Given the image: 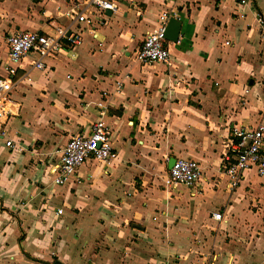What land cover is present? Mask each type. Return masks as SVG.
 I'll return each mask as SVG.
<instances>
[{"label":"crops","instance_id":"obj_1","mask_svg":"<svg viewBox=\"0 0 264 264\" xmlns=\"http://www.w3.org/2000/svg\"><path fill=\"white\" fill-rule=\"evenodd\" d=\"M83 1L0 0V76L9 34L52 32ZM117 1L45 69L22 62L31 80L0 120V264H264V178L250 170L232 189L224 169L233 126H255L264 107V0H178L180 39L154 65L135 55L164 0ZM101 99L116 157L55 184L59 151L90 131ZM172 157L200 163L196 186H166Z\"/></svg>","mask_w":264,"mask_h":264},{"label":"built area","instance_id":"obj_2","mask_svg":"<svg viewBox=\"0 0 264 264\" xmlns=\"http://www.w3.org/2000/svg\"><path fill=\"white\" fill-rule=\"evenodd\" d=\"M177 1L164 0L166 9L158 16L154 28L146 33L142 45L136 52L135 57L140 63L154 65L170 61L171 53L167 44L169 40L165 37V30L170 17H180ZM245 2L246 0H242V3ZM118 9L117 0H84L67 13L68 24L55 26L52 32L17 31L9 34L8 75L0 76V120L18 114L19 104L12 98V90L23 78L31 80L28 72H20L22 62L27 56L35 54L37 58L32 67L45 69L46 58L68 50L72 51L83 43L82 24L91 26V31L95 34L93 28L96 22L95 13L104 14ZM258 21L264 26V17L260 16ZM104 23L105 21H99L100 25ZM226 44L230 42L227 41ZM122 85V82H117L118 90L122 89ZM96 106L98 118L92 124L90 131L72 136L59 151L58 160L51 167L55 184H64L89 159L109 163L116 157L111 129L106 122L108 103L105 99H101ZM6 145L12 149L23 150L22 145L14 139H7ZM229 148V152L224 157V169L230 188L238 187L245 173L253 169L264 178V107L260 121L255 126H233ZM201 178L202 168L197 160L179 157L169 169L165 184L170 187L176 185L194 187ZM212 215L216 221H223L221 211H215ZM194 264L212 263L197 261Z\"/></svg>","mask_w":264,"mask_h":264},{"label":"water","instance_id":"obj_3","mask_svg":"<svg viewBox=\"0 0 264 264\" xmlns=\"http://www.w3.org/2000/svg\"><path fill=\"white\" fill-rule=\"evenodd\" d=\"M182 26H183V21L180 18H176L173 16L170 17L165 30V37L167 38V40L171 42H178L180 39ZM175 161H176V157H172L168 165L169 169L172 168Z\"/></svg>","mask_w":264,"mask_h":264}]
</instances>
